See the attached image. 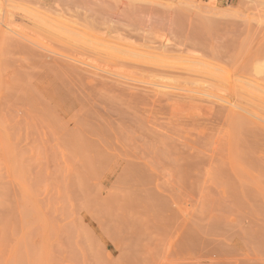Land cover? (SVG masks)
<instances>
[{
    "label": "rangeland",
    "instance_id": "374dc122",
    "mask_svg": "<svg viewBox=\"0 0 264 264\" xmlns=\"http://www.w3.org/2000/svg\"><path fill=\"white\" fill-rule=\"evenodd\" d=\"M0 264H264V0H0Z\"/></svg>",
    "mask_w": 264,
    "mask_h": 264
},
{
    "label": "bare ground",
    "instance_id": "6f19581e",
    "mask_svg": "<svg viewBox=\"0 0 264 264\" xmlns=\"http://www.w3.org/2000/svg\"><path fill=\"white\" fill-rule=\"evenodd\" d=\"M241 128H242V127H241ZM241 128H240V129H241ZM241 133H242V132H241ZM245 143H246V142H245ZM246 144H247V143H246ZM248 165H249V164H248ZM253 198H254V197H253Z\"/></svg>",
    "mask_w": 264,
    "mask_h": 264
}]
</instances>
